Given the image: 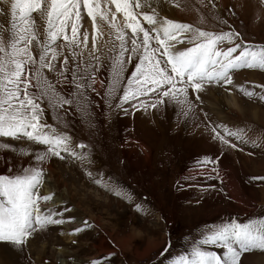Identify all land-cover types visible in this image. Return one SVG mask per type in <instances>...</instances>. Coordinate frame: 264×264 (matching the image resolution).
Masks as SVG:
<instances>
[{
    "label": "rangeland",
    "instance_id": "obj_1",
    "mask_svg": "<svg viewBox=\"0 0 264 264\" xmlns=\"http://www.w3.org/2000/svg\"><path fill=\"white\" fill-rule=\"evenodd\" d=\"M141 1L146 5L145 11L155 8L161 17L206 31L234 30L241 33L243 42L264 45V0H161L164 14L157 8L159 4ZM0 24L4 25L0 38H6L8 25L2 17ZM104 38L107 41L108 36ZM110 48L112 44H105L93 54L82 52L76 64L71 62L69 51L63 49L57 62L59 68L63 57H69L67 68H75L79 76L96 67L103 69L97 77L96 92L89 93L91 103L86 109L77 111L73 106L66 111L67 106L49 107L47 100L44 102L47 122L85 143L95 162L82 167L79 162L53 157L43 163L44 173H53L58 182L61 196L67 188V203L55 209H76L78 213L66 212L64 218L75 217L72 225L80 218L87 219L92 227L76 234L75 243L68 245L63 237L65 229L51 226L30 237L22 252L0 246V264H61L54 249L59 246L68 247L63 256L68 264H89L91 259L109 253L115 264H157L158 251L169 232L174 250L179 252L185 246L183 234L190 230L218 222L228 213H238L243 219L264 209V180L250 179L264 177V101L259 99L261 89L255 87L264 85V71H236L230 90L210 87L200 94L199 101L190 95V109L188 105L170 104L159 110L149 109L147 114L137 112L133 117L109 107L119 102L122 86L115 90L112 99L104 96L114 55ZM126 67L129 72L132 70V64ZM46 72L56 90L67 96L69 86L62 80L57 82L54 73ZM67 75L70 78L71 72ZM121 83L126 84V80ZM241 85L257 95L251 99L244 96L239 91ZM209 122L237 132L240 140L229 138L236 147L213 141L206 129ZM3 143L15 146V150L0 148L3 174L27 167L34 162L36 152L44 150V146L11 138H0ZM205 153L213 158L220 156L221 179H214L215 173L201 170L196 164L198 155ZM85 169L110 184L119 182L122 195L117 197L111 187L94 183ZM126 193L132 194L130 199ZM137 203L141 205L139 211ZM245 256L246 264H264V251L254 250Z\"/></svg>",
    "mask_w": 264,
    "mask_h": 264
},
{
    "label": "snow or ice",
    "instance_id": "obj_2",
    "mask_svg": "<svg viewBox=\"0 0 264 264\" xmlns=\"http://www.w3.org/2000/svg\"><path fill=\"white\" fill-rule=\"evenodd\" d=\"M145 7L141 0H0V17L8 25L6 38H0V138L44 146L27 167L0 173V246L22 252L38 231L75 221L73 216L64 218L70 208L58 211L47 206L53 196L40 191L45 161L54 157L79 162L82 167L95 163L85 143L77 142L45 119V100L49 107L67 106L66 111L73 106L77 111L86 109L91 103L89 93L96 92L97 77L103 70L96 67L79 76L75 68H67V56L58 68L63 49L69 51L71 62L76 64L89 41L91 52L98 51V40L104 38L106 28L105 44H112L109 50L114 55L104 96L112 99L122 86L119 102L109 107L133 117L137 112L147 114L149 109L159 110L170 104L188 105L190 109V95L199 101L200 94L210 87L230 90L236 71H264V45H249L234 30L206 31L161 17L155 8L145 11ZM93 58L99 61L98 56ZM128 64H132L130 72ZM45 70L54 73L57 82L62 80L69 86L67 96L56 90ZM124 80L126 84L122 85ZM238 87L249 99L257 95L242 85ZM255 87L261 89L259 99L264 101V85ZM206 129L212 140L223 146L235 148L229 138L241 139L237 132L215 122H209ZM9 147L15 150V146L0 144V148ZM196 164L201 170L215 173L214 179H221L220 156L198 155ZM85 174L97 185L111 187L117 197L122 195L119 182L97 179L87 169ZM124 195L130 199L132 194ZM135 207L139 211L141 205ZM91 227L84 219L70 234ZM183 239L184 249L177 252L169 232L158 251L157 264H246V253L264 251V209L243 219L238 213H228L218 222L183 234ZM112 255L93 258L89 264H115Z\"/></svg>",
    "mask_w": 264,
    "mask_h": 264
},
{
    "label": "bare ground",
    "instance_id": "obj_3",
    "mask_svg": "<svg viewBox=\"0 0 264 264\" xmlns=\"http://www.w3.org/2000/svg\"><path fill=\"white\" fill-rule=\"evenodd\" d=\"M147 2H153V5H156V4H159L160 3V1L161 0H151V1H149V0H146ZM142 2V1H141ZM242 2V1H241ZM142 3H144V2H142ZM243 3H244V0H243ZM241 5L243 6V4L241 3ZM245 5V4H244ZM258 7V6H257ZM157 8H159V11L162 13V14H164V12H163V9H164V3L163 4H159L158 6H157ZM188 15V14H187ZM171 16V15H170ZM104 36H107V29L105 28V35ZM106 38H103L102 40H98V49L101 47V46H103L104 47V45H105V40ZM82 52H86V54H93L92 52H91V41H89V45H88V47L87 48H85V49H83V51ZM100 53V52H99ZM46 74H47V72H46ZM49 74V73H48ZM232 97H233V95H231ZM210 98L212 97V96H209ZM232 99H234V98H232ZM215 100V99H214ZM216 101V100H215ZM235 101V100H234ZM233 101V102H234ZM217 102V101H216ZM215 102V103H216ZM235 103V102H234ZM234 103H233V105H234ZM217 105V104H216ZM69 166H67V168H68ZM49 170L50 169H48L47 170V172H49ZM51 175H49V174H45L44 175V184L41 186V189H40V191H41V193L42 194H47V195H52L53 196V201L52 202H49L48 203V207L49 208H56V207H58V206H62V205H64L65 203H67V188H65V190L64 191H62V194L64 195V196H61V191H60V189H59V187L57 186V184L56 183H58V182H56V180L54 179V177H53V173H50ZM47 175H49V176H47ZM67 181V180H66ZM58 194V196H55V195H57ZM62 199H65L66 201H62ZM70 213H73V214H75V213H78V211L76 210V209H74V210H72ZM77 219H79V218H77ZM82 221H83V219L81 220V218L77 221V222H75L74 224L75 225H77V226H79L81 223H82ZM72 225V224H70V223H65V224H63V225H60L61 227H63L65 230H64V235H63V237H64V240H65V243L68 245V244H70L71 242H73L75 239H77V235L76 234H70L71 233V230L74 228V227H77V226H75V225ZM43 248H45V245H41ZM55 250H56V256H57V258H58V262H60L61 264H68L67 263V259L66 258H63V256L64 255H66L67 253H68V247H66V246H59V247H55L54 248Z\"/></svg>",
    "mask_w": 264,
    "mask_h": 264
}]
</instances>
